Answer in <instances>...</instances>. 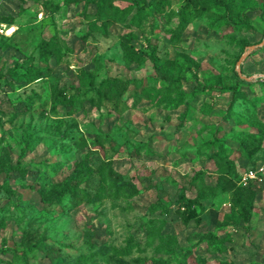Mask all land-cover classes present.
Returning a JSON list of instances; mask_svg holds the SVG:
<instances>
[{
	"label": "rangeland",
	"instance_id": "1",
	"mask_svg": "<svg viewBox=\"0 0 264 264\" xmlns=\"http://www.w3.org/2000/svg\"><path fill=\"white\" fill-rule=\"evenodd\" d=\"M70 1L0 0V73L14 80L0 78V264H264V45L237 69L240 43L264 42V0L190 18V0H111L129 12L106 34L91 25L108 9ZM47 41L75 52L48 60ZM108 79L130 81L121 103L116 86L86 93ZM216 138L234 168L211 157ZM72 187L80 201L61 197Z\"/></svg>",
	"mask_w": 264,
	"mask_h": 264
},
{
	"label": "trees",
	"instance_id": "2",
	"mask_svg": "<svg viewBox=\"0 0 264 264\" xmlns=\"http://www.w3.org/2000/svg\"><path fill=\"white\" fill-rule=\"evenodd\" d=\"M73 1H77V0H73ZM96 1V4H97V7H98V10L100 11V13L102 12H106L107 9L109 10L110 12V19L108 21H101V22H93L92 25H91V28L93 31H97V32H103L106 34L107 32V25L111 22V20H120V21H125L126 18H127V15H128V12H129V9L125 10V9H112V6L110 5L111 3V0H95ZM169 0H152L150 3H144L143 5L144 6H150V7H153L157 10H164L165 9V6L168 4ZM68 2L70 3L71 1L68 0ZM167 2V4H166ZM221 1L219 0H190L186 3V5L184 6L185 8H188V15L190 18L191 15H192V12H194V16H199L201 15L202 13L205 12V10L211 6H214V7H222V8H225L226 9V12L230 11V5L226 2V1ZM50 4H52L50 2ZM150 4H155L156 6H152ZM190 9V10H189ZM146 12V9L144 7H141L139 12L136 13L133 17H132V21H137L139 22L141 20V15L144 14ZM228 14V13H227ZM244 16V15H243ZM247 15H245V17H242L241 20L237 21V15L234 17V15L231 13V14H228V19L226 20L227 22H229L230 24H233L235 27H242L243 26V23L246 22L247 20ZM6 23H9L11 24L12 22H6ZM240 25H237L239 24ZM181 24H185V19L182 20ZM88 35L84 36L83 39L86 40ZM65 43V51L62 52L61 51V47L57 48L55 43L51 42V41H47L45 42V44H43L42 46V50H43V53L44 55L47 57L48 60L50 59H53L54 58V55L58 56L59 58H63L71 53H74L75 52V49L72 48L68 42L64 41ZM240 46L242 47L243 50H245L246 48H248L249 46H251V43L249 42H242L240 43ZM127 54H128V62L129 63H132L134 61H136L137 59H135L134 55L132 53H130V51L127 49ZM241 58V56L238 57V61L239 59ZM172 63V61H171ZM173 64L175 65H178L176 62H173ZM159 70L161 71L160 72V76L162 77L163 81L165 82H168L169 83V86H172L173 88H177L179 86V84L181 83V75L179 72H177V76L173 77V74H175V72L171 71V73L169 74L167 72V69L168 68H171V65H162V66H159L158 67ZM9 74V78H11L10 80V83H14V80H13V77H12V73L10 74L9 72L7 74H2L0 73V78H7ZM38 78V76L35 74L33 75L32 77L29 78L30 81H34ZM117 80L116 79H108L104 82H102L100 85L96 86V85H90L89 89L86 91L87 92H93L95 90H97L100 94H104L102 92H105L108 93L110 91V89L114 86H116L113 90L115 91V98L117 99V103H121V94L123 92V90H125V88L127 87V85L130 83V81L126 82V83H122L120 86L116 85L115 82ZM118 86V87H117ZM79 87H75L74 89H77L78 90ZM102 88V89H101ZM233 92H236V87L234 88H231ZM146 90L143 89L142 92H145ZM184 94L182 93L181 94V97H179V99H171L170 101H173L175 102L176 104H179L181 103L184 98H183ZM79 97H80V93H79ZM170 98V97H169ZM164 100V99H163ZM139 101V95L136 94L135 95V103ZM127 102H123L122 103V107L123 108H127ZM118 108V107H117ZM35 141L32 139V138H29L28 141H27V146L29 147V149L32 148V145ZM213 145V150H215L217 147L219 148L214 154L211 155L212 158H219V162H223L221 164H224V168L225 169H230V168H234L233 167V162L231 161V159L227 158L228 155H230V151H229V145L226 141L222 140V139H219V138H216L214 140V142L212 143ZM242 145L245 147V148H248L249 145L247 144V142H242ZM261 148V139H258V145L255 147L254 151L252 152V155L254 153H256L259 149ZM27 149H25L26 151ZM230 160V161H229ZM11 170H17L18 172H21L22 174L26 175L28 173V170L24 169L23 167H21L20 163H18L15 167H12ZM226 182L230 183V184H233V181L230 179V177L228 175H223L222 177ZM83 192V189H80L79 187H72V188H69V189H66L65 191H63V193L61 194V197L64 198V196L66 194H70V196H72V198L74 200H78L80 201L81 200V194ZM135 192V191H133ZM42 199L47 201L48 198L46 196V192H43L42 193ZM2 201V197L0 198V202ZM199 202V201H198ZM159 205L162 207L163 211H165L166 213H169L172 209H173V206H168L167 204H165L163 201H159ZM245 214H248V212L245 210ZM37 248V245H33L31 247L32 250H36ZM132 250V246L131 247H128L126 251L123 252V254H128L129 252H131ZM117 252H119L118 250H116ZM4 253H11L10 250H6V251H3ZM14 253V256H23L21 253H18L16 251H13ZM27 253V252H26ZM25 253V254H26Z\"/></svg>",
	"mask_w": 264,
	"mask_h": 264
},
{
	"label": "water",
	"instance_id": "3",
	"mask_svg": "<svg viewBox=\"0 0 264 264\" xmlns=\"http://www.w3.org/2000/svg\"><path fill=\"white\" fill-rule=\"evenodd\" d=\"M264 45V42L260 43V44H257V45H251L248 47L247 51L241 56V58L239 59L238 61V66H237V69H238V73L242 76V77H245L242 73V64H243V61L244 59H246L248 57V55L250 53H252L253 51L259 49L260 47H262Z\"/></svg>",
	"mask_w": 264,
	"mask_h": 264
}]
</instances>
